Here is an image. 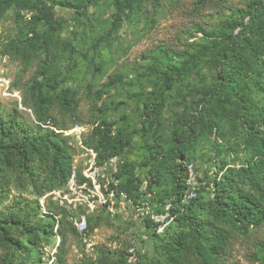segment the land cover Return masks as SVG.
<instances>
[{"label": "rangeland", "instance_id": "obj_1", "mask_svg": "<svg viewBox=\"0 0 264 264\" xmlns=\"http://www.w3.org/2000/svg\"><path fill=\"white\" fill-rule=\"evenodd\" d=\"M251 1L161 0L156 4L146 0L117 31L112 30V0H98L81 25L75 23L74 9L56 5L55 25L45 21L35 25L38 41L36 49L29 47L27 57L7 51L10 45L23 46L33 36L32 12L19 14L14 7L0 22V110L18 109L26 121H35L34 109L23 105L25 99L33 103L35 83H40L44 95L70 86L76 91L78 108L74 113H63L56 106L52 115L69 127L64 131H86L83 140L94 147L97 139L92 130L96 122L106 119L115 132L121 130L131 138L122 158L127 166L135 168L139 201L149 200L151 212L136 219L129 205L128 213L118 203L114 211L99 209L90 216L93 224L98 222L90 232L96 251L101 245L113 250H132L135 246L149 258L160 256L151 220L155 215L164 223L168 221L174 182L165 171L163 159L171 151L175 134L181 136L190 159L197 165L200 186L207 187L200 189L202 198L212 196L216 167L224 163L238 167L246 161V153H251L245 147V119L248 107L264 116V70L256 69L252 74L251 81L261 88L250 84L244 89L247 106L236 98L227 110L207 100L219 85L218 67L209 57L205 56L187 74L178 75L172 70L181 67L201 44L208 43L206 32H217L227 20L239 19ZM43 67L47 68L45 72ZM168 77L173 78L171 88ZM146 103L152 107L162 103L160 113L148 117L150 106ZM78 153V170L82 171L84 158ZM24 195L34 197L29 192ZM59 240L44 243L40 255L34 252L27 259L21 256L17 264H51ZM67 248L68 264H83L88 255L82 239L69 233ZM243 253L237 248L235 260L251 264Z\"/></svg>", "mask_w": 264, "mask_h": 264}, {"label": "trees", "instance_id": "obj_2", "mask_svg": "<svg viewBox=\"0 0 264 264\" xmlns=\"http://www.w3.org/2000/svg\"><path fill=\"white\" fill-rule=\"evenodd\" d=\"M97 1L0 0V22L16 7L19 14L32 12L30 23L34 25L31 30L35 34L24 42L26 44H12L7 52L14 50L27 57L29 47L36 49L35 25L45 21L54 26L56 5L74 9L75 23L81 25ZM112 1L115 8L112 30L117 31L146 0ZM154 1L158 4L161 0ZM241 12L239 19L227 20L219 31H205L210 38L208 43L201 44L181 67H172L178 75L187 74L205 56L209 57L218 67L219 85L207 100L214 101L217 108L223 110H227L236 98L246 105L244 89L250 84L261 88L251 80L256 69L264 70V0H252ZM46 69L43 67V72ZM168 78L167 85L171 88L173 78ZM39 84L35 83L37 91L33 103L23 101L24 106L34 109L35 121H26L18 109L0 110V264H17L21 256L27 259L34 252L40 255L44 243L58 237L51 264H68V234L81 238L68 220L67 209L47 199L45 212L40 202L48 192L66 185L74 156L79 152L74 137L60 132L69 127L52 117L56 106L63 113L75 112L78 108L76 91L67 86L60 92L44 95ZM146 105L150 106L146 111L148 117L160 113L162 103L153 107V104ZM247 111L245 147L251 153H246V161L238 167L225 163L216 167L211 197H199L200 189L207 188L199 185L197 197L183 202L187 165L193 160L179 134L170 142L171 151L163 159L165 171L174 182L168 221L151 220L155 224L153 236L158 239L161 250L159 257L149 258L135 246L132 250L131 247L113 250L101 245L97 256H85L83 264H240L235 260L237 248L243 249L244 258L251 264H264V116L250 107ZM95 124L92 135L97 140L93 148L98 152L99 161L112 155L122 156L131 138L121 130L115 132L106 119ZM117 176L125 178L120 187L136 203L141 202L135 168L124 162ZM26 192L34 197H27ZM56 215L61 216L59 220ZM97 224H93L89 216L88 234ZM160 226H164L162 231Z\"/></svg>", "mask_w": 264, "mask_h": 264}, {"label": "built area", "instance_id": "obj_3", "mask_svg": "<svg viewBox=\"0 0 264 264\" xmlns=\"http://www.w3.org/2000/svg\"><path fill=\"white\" fill-rule=\"evenodd\" d=\"M65 135L73 136L75 146L82 153L84 158V169L78 170L79 153L74 156L72 172L66 185L62 188L54 189L45 194L40 202L45 208L47 199L69 211L68 220L81 234V239L86 247L89 257L96 255V243L91 238L88 226L89 216L95 214L105 205L109 210L114 211L118 205L123 211L128 213L127 206L133 208V216L136 219H142L146 214H150L151 205L149 200L136 203L127 191L120 187L121 178L117 176L121 172V166L124 163L121 155H112L103 161H99L98 152L85 144L83 134L86 131H60ZM79 155V156H78ZM200 185L199 173L196 170L195 162L191 161L187 165L186 176V195L183 202H187L198 195ZM157 221L159 217L152 215ZM60 215H56L59 220ZM160 226L159 230H163Z\"/></svg>", "mask_w": 264, "mask_h": 264}]
</instances>
